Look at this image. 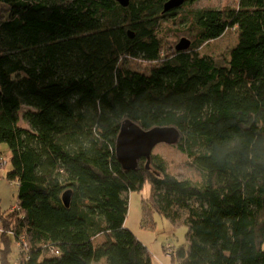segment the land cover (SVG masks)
I'll list each match as a JSON object with an SVG mask.
<instances>
[{
    "label": "trees",
    "instance_id": "obj_1",
    "mask_svg": "<svg viewBox=\"0 0 264 264\" xmlns=\"http://www.w3.org/2000/svg\"><path fill=\"white\" fill-rule=\"evenodd\" d=\"M167 1L0 0V144L17 185L16 206L0 210V264L8 235L16 264H153L124 228L128 195L146 183L141 226L157 214L186 228L170 264H264V0L163 13ZM215 24L236 35L216 57L200 51ZM125 120L176 129L197 179L152 153L123 170Z\"/></svg>",
    "mask_w": 264,
    "mask_h": 264
},
{
    "label": "rangeland",
    "instance_id": "obj_2",
    "mask_svg": "<svg viewBox=\"0 0 264 264\" xmlns=\"http://www.w3.org/2000/svg\"><path fill=\"white\" fill-rule=\"evenodd\" d=\"M236 0H201L191 6V9L202 8H221L225 5H234ZM173 30V29H172ZM185 38L190 44L191 40L183 34L175 37V33H169L167 41L175 48L179 41ZM205 43L201 48V52L213 56H219L226 53L228 48H231L236 43V35L226 24H215L210 29L206 36L203 37ZM132 70L143 72L146 63L138 59H131L126 64ZM152 154H159L168 161L170 171L176 175H182L197 179V173L193 171L187 164V159L184 155L179 153L173 145L157 144ZM10 152L6 145L0 144V157L4 159L7 164L4 168H0V210L6 211L14 208L17 202V185L14 182L6 180L7 172L11 170L8 162ZM149 195V185L146 183L140 192H131L128 195V209L124 221V228L129 230L150 252L153 264H170V257L168 255L169 249L167 246L175 249L185 245L186 228L184 226L174 227L165 218L153 214L152 220L154 227L148 229L141 226L142 221V200ZM1 233V231H0ZM10 239V254L9 260L11 264H15L17 257V249L15 242L11 235ZM98 238L94 242H101ZM1 246V240H0ZM166 248V251H165ZM165 251V252H164ZM94 264H106L102 259L100 262Z\"/></svg>",
    "mask_w": 264,
    "mask_h": 264
},
{
    "label": "water",
    "instance_id": "obj_3",
    "mask_svg": "<svg viewBox=\"0 0 264 264\" xmlns=\"http://www.w3.org/2000/svg\"><path fill=\"white\" fill-rule=\"evenodd\" d=\"M121 7L126 8L130 0H115ZM184 0H168L163 5V13L179 8ZM128 35H133L129 32ZM190 42L182 38L175 46L176 51L186 50ZM179 133L172 127H154L149 130H142L138 125L130 120H125L121 124L115 143V157L123 170H133L137 166L139 159H146L148 166L150 155L157 144L175 145L178 141ZM71 191L67 190L62 194L61 200L64 207L69 206Z\"/></svg>",
    "mask_w": 264,
    "mask_h": 264
},
{
    "label": "built area",
    "instance_id": "obj_4",
    "mask_svg": "<svg viewBox=\"0 0 264 264\" xmlns=\"http://www.w3.org/2000/svg\"><path fill=\"white\" fill-rule=\"evenodd\" d=\"M6 164H7V162L0 157V168H4L6 166Z\"/></svg>",
    "mask_w": 264,
    "mask_h": 264
}]
</instances>
